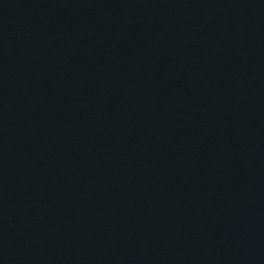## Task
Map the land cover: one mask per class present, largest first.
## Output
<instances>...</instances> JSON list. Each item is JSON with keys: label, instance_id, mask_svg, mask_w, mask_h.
Segmentation results:
<instances>
[{"label": "water", "instance_id": "obj_1", "mask_svg": "<svg viewBox=\"0 0 264 264\" xmlns=\"http://www.w3.org/2000/svg\"><path fill=\"white\" fill-rule=\"evenodd\" d=\"M0 264H264V0H0Z\"/></svg>", "mask_w": 264, "mask_h": 264}]
</instances>
